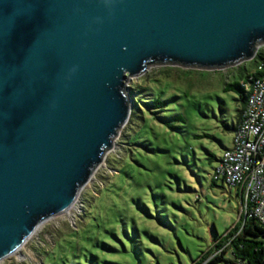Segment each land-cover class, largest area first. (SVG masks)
Returning a JSON list of instances; mask_svg holds the SVG:
<instances>
[{"label":"water","instance_id":"1","mask_svg":"<svg viewBox=\"0 0 264 264\" xmlns=\"http://www.w3.org/2000/svg\"><path fill=\"white\" fill-rule=\"evenodd\" d=\"M264 47V0H0V262L67 213L129 123V80Z\"/></svg>","mask_w":264,"mask_h":264},{"label":"rangeland","instance_id":"2","mask_svg":"<svg viewBox=\"0 0 264 264\" xmlns=\"http://www.w3.org/2000/svg\"><path fill=\"white\" fill-rule=\"evenodd\" d=\"M253 66L153 67L129 80L136 103L104 165L67 213L0 264H207L241 214L235 190L211 183L239 108L223 88ZM155 99L164 112L147 107ZM234 260L229 250L218 264Z\"/></svg>","mask_w":264,"mask_h":264},{"label":"built area","instance_id":"3","mask_svg":"<svg viewBox=\"0 0 264 264\" xmlns=\"http://www.w3.org/2000/svg\"><path fill=\"white\" fill-rule=\"evenodd\" d=\"M247 90L242 122L233 133L231 148L218 161L216 174L237 193L241 214L264 225V61L251 74Z\"/></svg>","mask_w":264,"mask_h":264},{"label":"trees","instance_id":"4","mask_svg":"<svg viewBox=\"0 0 264 264\" xmlns=\"http://www.w3.org/2000/svg\"><path fill=\"white\" fill-rule=\"evenodd\" d=\"M264 61V48L259 50L254 60L251 62L254 64L251 70L247 68H240L239 78H235L233 81L226 83L223 91L225 93L232 92L237 95V102L239 108L237 110V122L231 129L234 133L240 126L243 114L246 109L247 99L249 92L247 85L249 78L253 72ZM188 74L193 71H187ZM187 74V73H186ZM133 103H136L134 97L131 98ZM150 110L155 113H162L166 110L167 104L161 99H155L150 103H146ZM178 121H182L181 117L177 118ZM166 125L171 127L167 121ZM172 128V127H171ZM214 159V157L210 156ZM221 181L224 184V179L219 178L216 174V168L214 174L211 176V183L217 186V183ZM249 214V213H248ZM264 225L261 224L256 218H250L244 214L240 215L238 224L233 230H231L224 238V240L217 243V251L215 255L207 262V264H218L224 260L227 251H231L235 260L231 261V264H264ZM208 259V258H207Z\"/></svg>","mask_w":264,"mask_h":264},{"label":"crops","instance_id":"5","mask_svg":"<svg viewBox=\"0 0 264 264\" xmlns=\"http://www.w3.org/2000/svg\"><path fill=\"white\" fill-rule=\"evenodd\" d=\"M236 195H237V193H236ZM238 197V196H237Z\"/></svg>","mask_w":264,"mask_h":264}]
</instances>
